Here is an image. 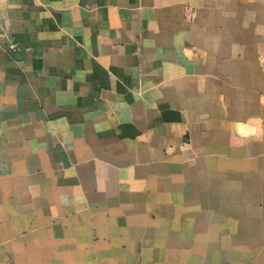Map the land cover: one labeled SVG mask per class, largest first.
I'll use <instances>...</instances> for the list:
<instances>
[{
	"label": "crops",
	"instance_id": "1",
	"mask_svg": "<svg viewBox=\"0 0 264 264\" xmlns=\"http://www.w3.org/2000/svg\"><path fill=\"white\" fill-rule=\"evenodd\" d=\"M254 150L264 0H0V264H138Z\"/></svg>",
	"mask_w": 264,
	"mask_h": 264
},
{
	"label": "rangeland",
	"instance_id": "2",
	"mask_svg": "<svg viewBox=\"0 0 264 264\" xmlns=\"http://www.w3.org/2000/svg\"><path fill=\"white\" fill-rule=\"evenodd\" d=\"M254 151L249 160L239 158L238 173L229 170L230 160L213 161L220 169L207 172L202 161L193 163L181 212L173 220L163 216L158 233L138 234L131 258L138 264H264V150Z\"/></svg>",
	"mask_w": 264,
	"mask_h": 264
},
{
	"label": "built area",
	"instance_id": "3",
	"mask_svg": "<svg viewBox=\"0 0 264 264\" xmlns=\"http://www.w3.org/2000/svg\"><path fill=\"white\" fill-rule=\"evenodd\" d=\"M12 47H15V45H12Z\"/></svg>",
	"mask_w": 264,
	"mask_h": 264
}]
</instances>
